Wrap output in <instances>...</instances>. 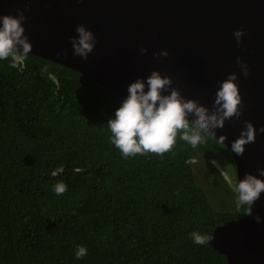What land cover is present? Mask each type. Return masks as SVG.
<instances>
[{
    "label": "trees",
    "instance_id": "1",
    "mask_svg": "<svg viewBox=\"0 0 264 264\" xmlns=\"http://www.w3.org/2000/svg\"><path fill=\"white\" fill-rule=\"evenodd\" d=\"M122 100L31 53L0 60V264H228L211 233L248 206L214 209L192 167L205 153L233 163L228 149L178 133L168 152L125 158L107 127Z\"/></svg>",
    "mask_w": 264,
    "mask_h": 264
},
{
    "label": "water",
    "instance_id": "2",
    "mask_svg": "<svg viewBox=\"0 0 264 264\" xmlns=\"http://www.w3.org/2000/svg\"><path fill=\"white\" fill-rule=\"evenodd\" d=\"M17 10L25 16L29 53L78 71L123 99L128 84L157 70L170 78V89L215 112L216 91L234 73L239 113L206 132L228 149L237 183L246 174L264 179V0H0V14ZM77 25L95 38L86 59L73 54ZM236 29L243 32L239 43ZM248 124L254 140L238 155L231 145ZM209 243L228 264H264V192L251 214L216 226Z\"/></svg>",
    "mask_w": 264,
    "mask_h": 264
},
{
    "label": "clouds",
    "instance_id": "3",
    "mask_svg": "<svg viewBox=\"0 0 264 264\" xmlns=\"http://www.w3.org/2000/svg\"><path fill=\"white\" fill-rule=\"evenodd\" d=\"M24 20L25 16L20 10H17L16 15L0 14V60L11 57L13 61H20L30 52L31 43L24 35ZM76 33L71 38L73 54L86 59L94 47L95 38L84 25H77ZM242 34L241 29L234 31L237 43ZM167 54L166 50H160V55ZM241 67L246 75V66ZM235 80V74L231 73L221 82L213 101L217 106L216 111L211 112L198 102L183 98L176 89H170V78L153 70L145 79L138 78L128 84L127 96L107 120L110 142L125 158L137 154L168 152L176 143L178 133L181 140L195 147L203 142L202 132L222 126L224 119L238 115L241 97ZM189 116L193 117L191 121ZM220 139L223 140V137ZM253 140L254 129L248 124L231 147L239 155L243 152V145ZM259 171L264 176V170ZM53 190L57 195L62 194L66 191V185L63 182L57 183ZM236 192V206L247 205L248 214H251L254 201L264 192V179L246 174L237 183ZM254 219L259 221L260 217ZM191 236L194 243H204L198 233L193 232ZM86 254L87 249L78 245L75 257L80 259Z\"/></svg>",
    "mask_w": 264,
    "mask_h": 264
},
{
    "label": "rangeland",
    "instance_id": "4",
    "mask_svg": "<svg viewBox=\"0 0 264 264\" xmlns=\"http://www.w3.org/2000/svg\"><path fill=\"white\" fill-rule=\"evenodd\" d=\"M203 155L192 161L197 183L206 191L209 203L216 210L233 211L236 206L235 165L223 153ZM197 162V163H196Z\"/></svg>",
    "mask_w": 264,
    "mask_h": 264
}]
</instances>
